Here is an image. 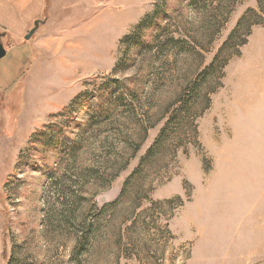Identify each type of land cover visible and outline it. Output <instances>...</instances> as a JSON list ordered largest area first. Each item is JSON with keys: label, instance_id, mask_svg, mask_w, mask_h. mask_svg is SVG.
I'll return each mask as SVG.
<instances>
[{"label": "rangeland", "instance_id": "rangeland-1", "mask_svg": "<svg viewBox=\"0 0 264 264\" xmlns=\"http://www.w3.org/2000/svg\"><path fill=\"white\" fill-rule=\"evenodd\" d=\"M224 12L191 0H0V264L15 244L26 264H74L85 218L83 264H264V0ZM73 180L81 204L63 197Z\"/></svg>", "mask_w": 264, "mask_h": 264}, {"label": "trees", "instance_id": "trees-1", "mask_svg": "<svg viewBox=\"0 0 264 264\" xmlns=\"http://www.w3.org/2000/svg\"><path fill=\"white\" fill-rule=\"evenodd\" d=\"M191 2L192 3H202L203 2L204 4H211L215 10L223 9L225 11L224 15L226 16V19H227L229 14L231 13L235 3L237 2V0H191ZM245 22H246V17H243L239 20L236 29L230 34V36L227 39V41L225 42L224 46L220 49L219 53L215 56L213 61L202 72L201 78L203 76H205L208 71L216 69L217 63L220 61L221 56H223V54L228 50V48L230 47L232 42L237 37L239 30L242 28V26H244ZM198 83L199 82L197 81L196 84L198 85ZM197 89H198V91L200 90L199 88H197ZM191 91L193 93L189 92V94L192 93L190 96L196 101L200 92H198L196 90V88H192ZM183 98H184V96H183ZM126 103H128V105H132V103L129 101H126ZM188 103H189V100H184V99L180 100L179 106L173 110V113H172L173 115H171V117H169L165 126L160 131L159 136L157 137V139L155 140L153 145L148 149V151H147L146 155L143 157L139 167L126 180L124 189L121 193V196L124 194V191L126 190V188L131 183L132 178L136 174H138L144 168L145 165H147L149 160L151 158H153L155 156V154H157V152H158L157 150H159L165 144V142L167 141V136H168L167 134H168V130H169L170 126L172 125L174 120H176L178 118V115L180 117H182L181 115H183L185 113V110H186L185 106ZM102 108H103L102 103H99V105L97 107H95V115L97 117H103L107 113L106 109H102ZM85 171L86 172H92L93 174L95 173L93 176L95 178L98 175V172H95L94 168H87V169H85ZM117 173L114 174V176H113L114 178L117 176ZM57 181H58V178H56L55 176L51 177V184H53V186H56L58 184ZM67 187H68L67 190H64V192L67 191V193H63V197L66 198L67 201L69 199H73V202L77 201L78 204H81L82 200L85 199L82 196V193H83L82 192L83 191L82 186L77 185L75 180H73V182L69 183ZM64 205H65V207L60 208V209H62V211H60L61 214L64 213L63 212L64 208H68L67 204H64ZM79 208H80V206H79ZM74 219H78V218L76 216H74ZM93 225H94V221L89 220L87 218L79 221L78 230L76 232V235H77L76 236V243H75V246L73 248V263L74 264H83L84 255L86 252H88L89 246L92 243ZM6 264H26L25 254L23 252L22 246L17 245V244H15V246L13 245V248L11 249L10 255L6 261ZM31 264H42V263L32 262Z\"/></svg>", "mask_w": 264, "mask_h": 264}, {"label": "water", "instance_id": "water-1", "mask_svg": "<svg viewBox=\"0 0 264 264\" xmlns=\"http://www.w3.org/2000/svg\"><path fill=\"white\" fill-rule=\"evenodd\" d=\"M41 23H42V20L40 19L35 20L34 27L25 35V39L27 40L30 39L34 35V33L38 30ZM6 54H7V50L1 41V35H0V59L5 57Z\"/></svg>", "mask_w": 264, "mask_h": 264}]
</instances>
